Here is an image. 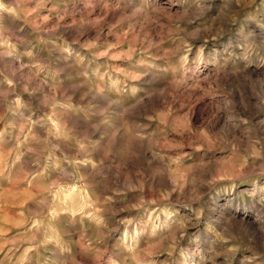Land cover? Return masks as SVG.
<instances>
[{
    "label": "rangeland",
    "instance_id": "obj_1",
    "mask_svg": "<svg viewBox=\"0 0 264 264\" xmlns=\"http://www.w3.org/2000/svg\"><path fill=\"white\" fill-rule=\"evenodd\" d=\"M0 264H264V0H0Z\"/></svg>",
    "mask_w": 264,
    "mask_h": 264
}]
</instances>
